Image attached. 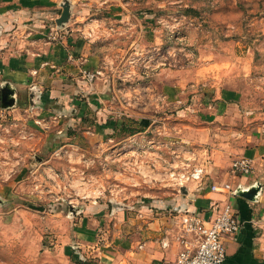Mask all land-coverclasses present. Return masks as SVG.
Here are the masks:
<instances>
[{"label": "rangeland", "instance_id": "1", "mask_svg": "<svg viewBox=\"0 0 264 264\" xmlns=\"http://www.w3.org/2000/svg\"><path fill=\"white\" fill-rule=\"evenodd\" d=\"M69 1L100 74L69 120L0 121V264H99L130 214L264 135V0Z\"/></svg>", "mask_w": 264, "mask_h": 264}, {"label": "crops", "instance_id": "2", "mask_svg": "<svg viewBox=\"0 0 264 264\" xmlns=\"http://www.w3.org/2000/svg\"><path fill=\"white\" fill-rule=\"evenodd\" d=\"M63 2L0 0V100L5 87L14 91L16 100L15 106L8 109H3L0 104V112L4 111L8 118L13 116L23 120L18 125H40L43 116L65 121L74 111L67 107V98L88 86L85 73L92 70L90 64L95 59L88 44L77 41L79 27L73 25V18L64 28L57 27ZM56 28L60 29L62 39H50L49 34ZM27 96L39 103L32 101L28 108L23 100ZM224 106L230 109L228 105ZM31 108V115L38 116L33 120L29 117ZM263 136L255 140L242 131L240 146L230 152L232 159L228 152L223 165L210 168L203 182L190 181L174 193L147 201L145 212L139 210L138 214H130L128 222L133 226L132 231L116 237L115 245L104 247L105 251L98 256L99 264H166L174 261L183 249L182 237L191 244L196 240L181 227L182 214L193 212L205 220H213L215 207L225 203H231L243 226L238 234L225 239L227 257L223 264H264ZM244 137L252 138L249 139L252 142L245 143ZM239 157L251 159L254 172L232 179V161ZM226 183L233 187L232 194L213 190V186L222 188ZM94 236V232H83L85 240L92 241Z\"/></svg>", "mask_w": 264, "mask_h": 264}, {"label": "built area", "instance_id": "3", "mask_svg": "<svg viewBox=\"0 0 264 264\" xmlns=\"http://www.w3.org/2000/svg\"><path fill=\"white\" fill-rule=\"evenodd\" d=\"M56 28L49 34L50 39H62V34ZM100 72H87L85 76L90 82H94ZM8 116L4 111L0 112V121L7 122ZM254 172L253 161L246 157L236 158L230 168L232 179L250 176ZM207 176L203 167H195L194 171L186 178L187 181L203 182ZM214 191H225L232 194L233 187L226 183L222 188L213 186ZM220 208V209H219ZM215 218L205 220L200 214L185 212L181 217V227L187 235L196 237L195 244L189 243L185 237L180 239L183 249L174 261L166 264H223L227 252L225 239L228 236L238 234L243 224L232 209L231 203H225L221 207H215Z\"/></svg>", "mask_w": 264, "mask_h": 264}, {"label": "water", "instance_id": "4", "mask_svg": "<svg viewBox=\"0 0 264 264\" xmlns=\"http://www.w3.org/2000/svg\"><path fill=\"white\" fill-rule=\"evenodd\" d=\"M62 14L60 18L57 19V27L64 28L66 24H68L72 17V3L69 0H64L62 4ZM14 91L10 87H5L2 90V97H1V106L3 109H8L16 104V100L14 98Z\"/></svg>", "mask_w": 264, "mask_h": 264}, {"label": "trees", "instance_id": "5", "mask_svg": "<svg viewBox=\"0 0 264 264\" xmlns=\"http://www.w3.org/2000/svg\"><path fill=\"white\" fill-rule=\"evenodd\" d=\"M48 101H49V99H48ZM50 102V101H49ZM44 105H46V102L44 103ZM130 135H133V134H136L137 133V131H135V130H133V129H130ZM73 260L76 262V263H78V264H84L77 256H73Z\"/></svg>", "mask_w": 264, "mask_h": 264}]
</instances>
